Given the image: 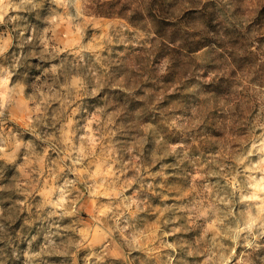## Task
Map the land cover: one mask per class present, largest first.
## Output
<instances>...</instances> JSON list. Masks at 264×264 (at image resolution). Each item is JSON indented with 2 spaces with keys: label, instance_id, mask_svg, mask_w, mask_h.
<instances>
[{
  "label": "clouds",
  "instance_id": "1",
  "mask_svg": "<svg viewBox=\"0 0 264 264\" xmlns=\"http://www.w3.org/2000/svg\"><path fill=\"white\" fill-rule=\"evenodd\" d=\"M262 12L0 0V264H264Z\"/></svg>",
  "mask_w": 264,
  "mask_h": 264
},
{
  "label": "trees",
  "instance_id": "2",
  "mask_svg": "<svg viewBox=\"0 0 264 264\" xmlns=\"http://www.w3.org/2000/svg\"><path fill=\"white\" fill-rule=\"evenodd\" d=\"M103 14L104 15H107L108 17H111L112 16L111 10L104 11ZM261 15L264 16V12H262Z\"/></svg>",
  "mask_w": 264,
  "mask_h": 264
},
{
  "label": "rangeland",
  "instance_id": "3",
  "mask_svg": "<svg viewBox=\"0 0 264 264\" xmlns=\"http://www.w3.org/2000/svg\"><path fill=\"white\" fill-rule=\"evenodd\" d=\"M109 18H111V17H109Z\"/></svg>",
  "mask_w": 264,
  "mask_h": 264
}]
</instances>
